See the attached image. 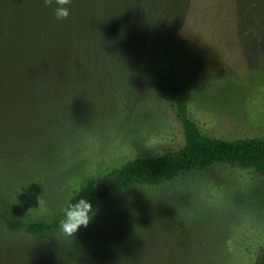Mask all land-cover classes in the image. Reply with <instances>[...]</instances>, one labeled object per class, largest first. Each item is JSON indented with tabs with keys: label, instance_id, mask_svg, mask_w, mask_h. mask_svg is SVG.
I'll return each mask as SVG.
<instances>
[{
	"label": "rangeland",
	"instance_id": "rangeland-1",
	"mask_svg": "<svg viewBox=\"0 0 264 264\" xmlns=\"http://www.w3.org/2000/svg\"><path fill=\"white\" fill-rule=\"evenodd\" d=\"M55 7L0 0V39L13 32L22 55L36 31L50 39L70 31L76 44L96 0H70L64 20ZM126 9L125 35L137 36L119 38L109 80L106 57L99 67L92 54L90 67L60 68L54 77L42 78L34 66L24 94L14 80L0 84V209L7 215H61L87 182L182 148V125L151 78L166 66L190 86V116L204 136L264 139V34L243 33L238 0H144ZM0 235L11 243L0 247V264H256L264 176L216 166L113 195L74 236L30 238L7 220Z\"/></svg>",
	"mask_w": 264,
	"mask_h": 264
},
{
	"label": "trees",
	"instance_id": "trees-1",
	"mask_svg": "<svg viewBox=\"0 0 264 264\" xmlns=\"http://www.w3.org/2000/svg\"><path fill=\"white\" fill-rule=\"evenodd\" d=\"M135 1L143 3L144 0H127V5ZM146 1L149 3L152 0ZM127 5L123 6L122 0H96L97 10L90 23L86 24L88 25L86 34L83 33L84 29L80 28L76 44L73 43L74 33L70 31L64 30L62 38L52 36L55 34L53 33L50 39L43 34L38 37L33 27L37 35L31 37L28 53L22 55L19 52L21 39L10 30L5 31L4 37L0 39V84L6 85L14 80L19 84L21 94H24L27 91L24 88L25 83H29L30 78L33 79V69H36L34 66L37 67V71L44 73L42 78L45 74L54 77L60 68L90 67L88 63L91 64L92 54L96 63L93 65L99 67L102 64L101 56L106 57L109 80L115 74L114 62L118 56V47L123 46L119 44V38L125 40L129 38L131 41L137 36L136 30L130 34L128 31L125 35L128 18L123 16H126ZM238 5L241 20L239 25L243 33L249 32L247 37H251L255 27L259 34H264V0H238ZM52 26L51 22L49 30ZM122 34L123 36H120ZM151 78L157 98L170 103L175 110L184 130L185 145L178 151L168 152L159 157L130 161L120 169L87 182L68 202L67 207L85 198L92 202L95 214L113 195L135 187L159 188L177 181L182 176L202 173L216 166L255 171L264 176V139L222 141L204 136L191 119L188 105L191 88L181 75L171 66H166L151 73ZM36 85L38 87V84ZM31 94H34V89ZM63 218L64 212L43 220H35L31 217H13L0 209V221L7 220L17 233L30 238H43L49 233L60 231V221ZM0 238V247L3 250L7 245H11L10 242L3 240L2 235ZM256 264H264V247L260 250Z\"/></svg>",
	"mask_w": 264,
	"mask_h": 264
},
{
	"label": "clouds",
	"instance_id": "clouds-1",
	"mask_svg": "<svg viewBox=\"0 0 264 264\" xmlns=\"http://www.w3.org/2000/svg\"><path fill=\"white\" fill-rule=\"evenodd\" d=\"M56 4L55 16L58 20L69 17V10L66 5L70 0H44L45 6ZM94 206L88 199L81 198L74 204H70L64 210V218L60 221V229L69 236H74L82 227L87 228L94 219Z\"/></svg>",
	"mask_w": 264,
	"mask_h": 264
}]
</instances>
